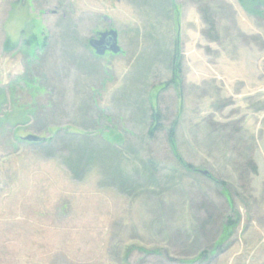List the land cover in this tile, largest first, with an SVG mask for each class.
<instances>
[{"label":"rangeland","instance_id":"rangeland-1","mask_svg":"<svg viewBox=\"0 0 264 264\" xmlns=\"http://www.w3.org/2000/svg\"><path fill=\"white\" fill-rule=\"evenodd\" d=\"M0 264H264V0H0Z\"/></svg>","mask_w":264,"mask_h":264},{"label":"water","instance_id":"water-1","mask_svg":"<svg viewBox=\"0 0 264 264\" xmlns=\"http://www.w3.org/2000/svg\"><path fill=\"white\" fill-rule=\"evenodd\" d=\"M88 44L96 56H104L107 52L116 55L121 51L118 44V34L114 29L99 32L96 37L89 40ZM24 140L39 142L42 138L28 135L24 138Z\"/></svg>","mask_w":264,"mask_h":264},{"label":"trees","instance_id":"trees-1","mask_svg":"<svg viewBox=\"0 0 264 264\" xmlns=\"http://www.w3.org/2000/svg\"><path fill=\"white\" fill-rule=\"evenodd\" d=\"M33 41H36V38H32ZM31 44V42H27V47H29ZM11 43H10V40H7L6 43H5V48L9 50L11 49L10 46ZM45 46V41L42 42V47ZM152 121H153V125L152 127L150 128L149 130V134L152 135L154 132H157L161 129V120L159 118V114L157 113H154L152 114ZM166 134H167V139L170 143V146L173 150V152L176 151L177 149V142H176V123L175 122H172L166 129ZM179 160V159H178ZM153 164V163H152ZM184 167L187 168L188 171L190 172H194V169L191 165L187 164V165H184ZM252 172L253 173H256V168L255 166L252 167ZM233 222H231V220L228 221V223H226L225 225L228 227L229 225H231ZM212 251V250H210ZM214 251V250H213ZM202 257H204V255H201Z\"/></svg>","mask_w":264,"mask_h":264},{"label":"flooded vegetation","instance_id":"flooded-vegetation-1","mask_svg":"<svg viewBox=\"0 0 264 264\" xmlns=\"http://www.w3.org/2000/svg\"><path fill=\"white\" fill-rule=\"evenodd\" d=\"M98 33H99V32H96V33H95V36H97Z\"/></svg>","mask_w":264,"mask_h":264}]
</instances>
